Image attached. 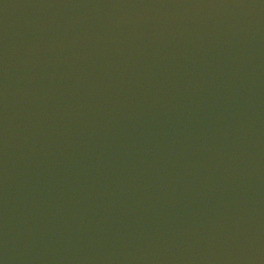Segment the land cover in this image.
<instances>
[{"label":"water","instance_id":"obj_1","mask_svg":"<svg viewBox=\"0 0 264 264\" xmlns=\"http://www.w3.org/2000/svg\"><path fill=\"white\" fill-rule=\"evenodd\" d=\"M0 264H264V0H0Z\"/></svg>","mask_w":264,"mask_h":264}]
</instances>
